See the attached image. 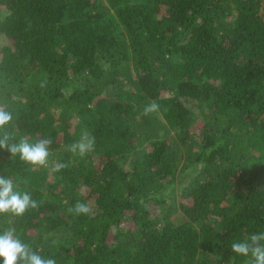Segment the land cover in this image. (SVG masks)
<instances>
[{"label": "trees", "instance_id": "16d2710c", "mask_svg": "<svg viewBox=\"0 0 264 264\" xmlns=\"http://www.w3.org/2000/svg\"><path fill=\"white\" fill-rule=\"evenodd\" d=\"M0 106L53 142L47 167L0 149L39 204L0 231L57 264H249L230 247L264 232V0H0Z\"/></svg>", "mask_w": 264, "mask_h": 264}, {"label": "clouds", "instance_id": "9594fccd", "mask_svg": "<svg viewBox=\"0 0 264 264\" xmlns=\"http://www.w3.org/2000/svg\"><path fill=\"white\" fill-rule=\"evenodd\" d=\"M158 110L159 105L151 102L145 107L144 114L148 115ZM12 119V113L0 106V149L7 150L13 157L19 156V159L26 165L47 167L52 140L39 138L32 142L27 136H22L18 140L14 139L5 131V126ZM94 145L95 137L87 129H84L81 131L79 139L67 145L66 150L74 155L84 157L94 150ZM65 167L66 164L58 163L52 170L58 172ZM38 206V201L32 198L30 192L19 190L11 177L0 175V215L9 214L20 217L28 209H36ZM68 211L76 215H87L91 209L88 204L76 201ZM15 232L13 227H7L0 231L2 264H57L55 258L43 257L30 245L22 242ZM230 248L233 253L248 257L249 264H264V232H254L243 240L234 241Z\"/></svg>", "mask_w": 264, "mask_h": 264}]
</instances>
